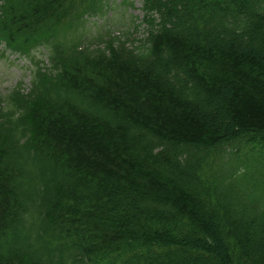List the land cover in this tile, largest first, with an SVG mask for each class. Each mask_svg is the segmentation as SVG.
<instances>
[{
    "label": "trees",
    "instance_id": "trees-1",
    "mask_svg": "<svg viewBox=\"0 0 264 264\" xmlns=\"http://www.w3.org/2000/svg\"><path fill=\"white\" fill-rule=\"evenodd\" d=\"M104 1L0 0V264H264V0Z\"/></svg>",
    "mask_w": 264,
    "mask_h": 264
},
{
    "label": "rangeland",
    "instance_id": "rangeland-1",
    "mask_svg": "<svg viewBox=\"0 0 264 264\" xmlns=\"http://www.w3.org/2000/svg\"><path fill=\"white\" fill-rule=\"evenodd\" d=\"M107 8L101 17H94L84 23L85 39L93 40L99 35L119 37L138 45L144 36L141 23V0H105ZM35 61H45L46 51H33ZM34 68L29 58L5 52L0 45V93L8 94L21 84L23 90L29 88L31 71Z\"/></svg>",
    "mask_w": 264,
    "mask_h": 264
}]
</instances>
